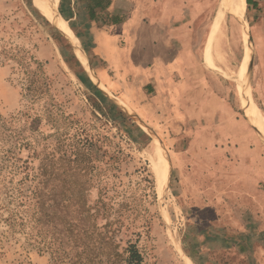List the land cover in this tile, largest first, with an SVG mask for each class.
I'll return each instance as SVG.
<instances>
[{
	"label": "rangeland",
	"instance_id": "obj_1",
	"mask_svg": "<svg viewBox=\"0 0 264 264\" xmlns=\"http://www.w3.org/2000/svg\"><path fill=\"white\" fill-rule=\"evenodd\" d=\"M38 1L50 6L46 0H0V188L20 181L27 187L23 165L28 171L36 170L45 154L51 152L57 159L65 150L75 159L70 165L86 171L63 173L62 177L85 183L90 204L102 194L114 212H122L125 225L120 236L136 240L141 264H208L181 245L184 222L191 211L186 209L188 200H179L183 184L173 178L171 152L139 123V115L127 103L89 85L85 71L109 93L90 67L79 40L76 44L73 36L60 29L59 25H67L59 16L60 0L53 3V13L43 10ZM254 2L246 3L243 11L248 33L242 28L240 7L233 10L227 0L229 21L220 36L224 0H210L191 36L210 86L225 87L221 93L232 110L248 121L264 146L255 126L264 125V0ZM246 40L249 61L245 60ZM78 51L87 59V68ZM242 68L248 93L258 107H247L246 113L236 84ZM26 86L47 87L41 96L33 97ZM75 140L79 155L70 154L69 144ZM3 148L13 151L8 165L3 162ZM196 170L195 188L186 184L190 191L217 190L218 184L211 183L218 177L216 170ZM224 183L226 191L238 186L233 177ZM0 264H54V259L51 251L24 242L20 234L12 236L0 219Z\"/></svg>",
	"mask_w": 264,
	"mask_h": 264
},
{
	"label": "crops",
	"instance_id": "obj_2",
	"mask_svg": "<svg viewBox=\"0 0 264 264\" xmlns=\"http://www.w3.org/2000/svg\"><path fill=\"white\" fill-rule=\"evenodd\" d=\"M57 2L37 3L53 13ZM209 3L60 0L58 15L67 25L59 27L76 44L79 40L109 93L85 71L89 85L127 103L171 152L173 178L183 184L179 200H188L191 211L184 250L208 264H264V146L232 110L221 93L225 87L210 86L192 48V28ZM78 55L86 67L87 59ZM211 167L217 190L190 191L186 184L195 188L193 171ZM232 177L238 186L226 191L224 181Z\"/></svg>",
	"mask_w": 264,
	"mask_h": 264
},
{
	"label": "trees",
	"instance_id": "obj_3",
	"mask_svg": "<svg viewBox=\"0 0 264 264\" xmlns=\"http://www.w3.org/2000/svg\"><path fill=\"white\" fill-rule=\"evenodd\" d=\"M246 3L256 5L253 0ZM46 87L26 89L33 97H39ZM69 147L70 154L79 155L76 140ZM2 153L3 162L8 165L13 151L3 148ZM73 161L65 150L57 159L49 152L36 170L28 171L26 165L22 166L23 178L29 181L27 187L20 181L0 188V219L6 230L12 236L20 234L24 242L40 250L51 251L54 264H141L136 240L120 236L125 225L122 212H114L110 200L102 194L90 204L85 183L62 177L63 173L73 175L84 170L70 165Z\"/></svg>",
	"mask_w": 264,
	"mask_h": 264
},
{
	"label": "bare ground",
	"instance_id": "obj_4",
	"mask_svg": "<svg viewBox=\"0 0 264 264\" xmlns=\"http://www.w3.org/2000/svg\"><path fill=\"white\" fill-rule=\"evenodd\" d=\"M46 1L48 2L49 0H46ZM226 2H227V0H224L223 12H222V14L220 16V23H219V27H218L220 36L224 33V28H225V26L227 25V23L229 21L228 15H227V12H226ZM229 5L233 8V10L235 9V11H236L237 6L240 7V9L242 11V14H243L244 8L246 6V0H229ZM242 19H243L242 28H243V30L246 33H248L247 32L248 26H247V23L245 21V13L242 15ZM234 24L235 23L232 24L233 27H234ZM235 27L237 28V25H235ZM240 28H241V26H240ZM245 45H246V48H247V52L245 53V60L249 61V59H250V47H249V44H247V40H246V44ZM245 79H246V74L244 73L243 68L239 69L238 72H237V79H236L237 82H236V84H237V88H238L237 92L239 94V103L244 108V113H246L247 107H253V108H256V109L258 108L256 106L255 101H253L252 97L248 93V90H247V87H246L247 83H245ZM260 112L263 113L262 110H260ZM255 124H256L255 126L260 130V133H261L262 137L264 138V125L260 124V123H255Z\"/></svg>",
	"mask_w": 264,
	"mask_h": 264
}]
</instances>
